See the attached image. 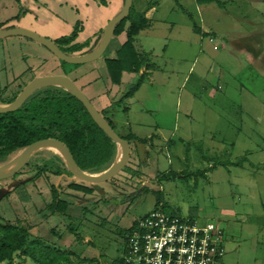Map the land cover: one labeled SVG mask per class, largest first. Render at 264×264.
I'll use <instances>...</instances> for the list:
<instances>
[{
    "label": "rangeland",
    "instance_id": "1",
    "mask_svg": "<svg viewBox=\"0 0 264 264\" xmlns=\"http://www.w3.org/2000/svg\"><path fill=\"white\" fill-rule=\"evenodd\" d=\"M180 1L174 0L175 11L172 0L159 4L153 21L161 23L163 34L168 30L162 19L174 22L175 39L169 40L166 50L161 35L151 36L155 69L146 74L133 98L122 96L139 76L115 93V86L97 70L104 66L103 56L94 61L96 70L86 72L81 69L92 63L63 64L54 55L27 70V81L37 73L67 74L121 137L135 133L146 138L157 131L156 123H161L162 142L149 140L143 146L132 139L127 165L104 182L76 179L55 148L34 151L26 166L12 177L0 179V216L30 227L29 241L38 244L34 250L38 260L19 254L14 264H45V259L57 257L52 248L67 252V260L58 258L57 264H113L123 255L121 232L153 208L157 191L167 211L224 228L227 240L222 264H264V0H222L204 5L196 0ZM32 3L42 29L57 27L60 22L53 18L66 24L62 36L71 35L77 27L78 23L68 29L72 18L64 17L52 3ZM28 12L29 8L21 7L13 20ZM0 15L7 14L2 11ZM197 24L212 28L215 40L210 42L195 31ZM232 37L246 42L254 54H242ZM57 61L65 70L57 67ZM22 87L20 83L2 88L0 106L13 102ZM49 88L70 93L63 86L47 85L35 89L29 98ZM112 146L109 158L89 155L79 167L89 174L104 173L122 154L121 145L113 141ZM22 151L1 160L0 170L18 160ZM214 154L223 156L219 159L222 163L212 157ZM53 167H60L65 174L56 175ZM163 177L169 179L162 181ZM72 184L87 186L93 193L84 194ZM53 186L68 203L67 214L49 210Z\"/></svg>",
    "mask_w": 264,
    "mask_h": 264
},
{
    "label": "trees",
    "instance_id": "2",
    "mask_svg": "<svg viewBox=\"0 0 264 264\" xmlns=\"http://www.w3.org/2000/svg\"><path fill=\"white\" fill-rule=\"evenodd\" d=\"M198 1L200 3H221L219 0ZM99 2L105 3V0H99ZM127 24L128 27L126 29ZM147 26V18L137 13L133 5L130 14L117 25L114 35L126 30V40L117 51L116 58L107 57L104 60L109 80L113 84L121 83L124 71L140 74L141 69L149 65L148 55L136 51L134 46L135 35ZM194 29L198 33H202L198 26H195ZM79 31L80 26L78 24L71 35L62 36L54 42L69 55H75L78 50L84 48H87L84 53L94 49L89 47L90 39L82 43L77 42ZM103 31L104 29L99 33L98 39L101 38ZM107 52L104 53V56L107 55ZM62 63L66 64L67 62L62 61ZM144 76V74L139 75L137 81L124 91L123 99L132 96L141 87ZM48 138L63 142L79 165L80 161L86 156L96 155L98 158H109L113 153V140L96 124L82 102L71 93L54 91L49 88L43 94L27 99L18 110L0 113V161L21 152L35 141ZM123 138L129 142L132 139H136L144 144L147 143V140L140 139L135 134ZM63 164L66 168L64 162ZM50 165L52 164L47 166ZM53 170L56 175L64 174L60 167H53ZM173 173L177 175L175 172H171V175ZM165 179H169V177H163L162 181ZM71 186L84 194L93 193L91 188L84 185L72 184ZM52 189L53 200L48 205L49 210L53 214L57 212L59 214H67L68 203L60 198L58 187L53 186ZM143 191L148 192L149 190L144 188ZM154 194L157 196V201L153 207H158L162 204V208L167 211L168 207H166V203H162L161 193L157 191ZM131 227L132 225L121 232L123 247ZM29 229L30 227L28 226L18 222L7 221L0 216V264H14L15 257L19 254L31 256L34 260L37 258L34 250L38 244L29 241ZM121 249L123 250V248ZM50 251H54L57 257L45 259V264H55L58 258L65 260L68 258L66 256L67 252H60L61 250L54 248ZM56 253H60V255ZM114 262L115 264H123L122 258L116 259Z\"/></svg>",
    "mask_w": 264,
    "mask_h": 264
},
{
    "label": "crops",
    "instance_id": "3",
    "mask_svg": "<svg viewBox=\"0 0 264 264\" xmlns=\"http://www.w3.org/2000/svg\"><path fill=\"white\" fill-rule=\"evenodd\" d=\"M42 1L52 3L57 7L58 11L64 15V17L66 15L68 16V18H72V22H71L72 25L69 24L68 29L72 30L74 24L77 23L80 24V26H82V29L77 38V42H83L87 39H90L91 42L89 47L92 48H95L99 44L101 40V38L98 39L99 33L107 26V24L110 22V20L113 17H115L119 12H121L125 2V0H105V3H101L99 2V0H74L73 3L71 4L70 0H42ZM81 1H83V3H80ZM172 1H173L172 11H175L174 0ZM219 1L221 3L223 2L222 0ZM160 2L161 0H133V7L135 11L139 14L144 15L145 18H147L148 20V26L142 29L141 31H139L134 37L135 39L134 46L136 51L147 54L150 60L149 65L147 67L144 66L140 71V74H144L145 76L150 70L155 69L151 59L153 57L152 52H156L155 51L156 49L154 48L153 45L149 44V39H151L153 36L161 35L163 37L161 42H163L164 46H166V50H168V47L171 44L169 40L172 41L175 39L174 32L175 30H177L176 24L174 22L171 21L170 24V22H168V19H162V21L166 26V29L168 30L167 33L163 34V32H161L159 29V24L161 23L158 24L153 21L155 20V16L159 12ZM196 2H198L199 5L206 4V3H200L198 0H196ZM32 4H33L32 0H0V13L3 11L7 14L5 16L0 15V28L24 27L34 30L46 37L49 36V38L57 39L58 37L62 36L60 32L64 30L65 28L64 26H66V24H64L61 20H57L56 18H53L52 21L60 22L57 25V27H55L53 30L49 27L44 28L45 30L42 29L43 26H42V20L40 19L41 17L40 15L38 14L36 15L33 12V10L30 7ZM167 4L169 5V7L171 6L170 3ZM21 7L29 8V12L21 16L17 20H13L19 14L18 10ZM78 15H81L82 17L80 19H77L79 18ZM191 19L194 20L193 18ZM192 20H191V24H193ZM16 21H19V23L18 22L15 23ZM197 26L202 30V34L206 36L210 42H213L215 40L214 38H216L217 35L216 32L212 30V28L208 30L198 24ZM127 27L128 24L126 26V29ZM178 39L179 36L177 35L176 40ZM125 40H126V30H124L122 33L118 35H113L107 46V49L105 50V52L108 51L107 55L106 56H104L105 54L102 55L104 60L107 57L116 58L117 51L121 48ZM231 41L232 43L236 44L235 47H237L241 53L243 52L242 54H244V52L246 51L247 52L252 51V54H254L255 50L250 49V47L246 44V42H240L235 37H232ZM238 43L242 44L243 46L237 45ZM0 49L2 52V53L0 52V91L2 90V88L7 87V85L20 84V83L23 85L22 87L23 90L26 87V85L29 84L30 81L33 80L34 78L32 77L29 81L26 80L25 76L27 70L31 69L32 66H38L42 60L52 59L53 58L52 55H54L46 47L43 48L42 44H39L38 42L23 36L0 38ZM94 61L90 62L92 64H87V65L85 64L86 66L81 70L82 71L85 70V72L89 70H96L95 66H97L98 64L96 62L94 63ZM57 67H62L65 70V65H62L58 61H57ZM91 67H94L95 69ZM97 70L102 71L104 73V79L108 84L115 86V93L120 91L122 88L126 89L125 86L133 81L134 79L133 77H135L136 75L138 77L140 75L135 72L124 71L122 73L121 83L113 84L109 80L105 65L104 66L102 65V67H99ZM43 75L44 74L42 73H37V75L35 76L37 77ZM63 75H67V74H63ZM92 76L95 78V71L92 72ZM84 77L87 78L88 75ZM219 88L221 87L219 86ZM134 94L130 97L133 98ZM130 97H127L125 99L128 100L130 99ZM156 126H157V131L152 132L146 138L140 137L135 133L134 134L140 139L147 140V142L149 140L150 141L153 140L155 142H162L161 141L162 124L156 123ZM142 145L146 146V144L144 143H142ZM212 157L214 158L217 157L219 160L223 156L214 154L212 155ZM218 162L219 164L222 163V161L220 160ZM86 241L89 242L90 239L86 238ZM112 263L115 264L113 261Z\"/></svg>",
    "mask_w": 264,
    "mask_h": 264
},
{
    "label": "water",
    "instance_id": "4",
    "mask_svg": "<svg viewBox=\"0 0 264 264\" xmlns=\"http://www.w3.org/2000/svg\"><path fill=\"white\" fill-rule=\"evenodd\" d=\"M133 5V0H125L124 6L115 17H113L110 22L105 27L101 40L99 44L91 51L84 53L82 55H69L65 53L60 47L50 40L49 38L40 35L32 30L23 27H11V28H1L0 38L23 36L30 38L39 44L46 47L51 53H53L59 60L70 63V64H83L87 62L94 61L100 58L115 33L117 25L126 18L131 11ZM47 85H60L69 90V92L82 102L86 110L89 112L96 124L115 142H117L122 147L121 157L116 161V163L102 174H89L83 171L77 162L75 161L69 148L60 140L57 139H41L35 141L28 145L20 154L18 160H16L11 165L7 166L5 169L0 170V179H6L15 175L19 170H21L27 163L30 155L42 148H55L57 149L65 162V165L69 172H71L76 179L85 180L87 182L97 183L104 182L112 177L116 176L128 163L131 155V143L119 136L114 128L109 124L106 118L97 110L92 101L83 92V90L75 83V81L67 75H52V76H37L35 77L18 97L6 106H0V113L13 112L18 110L24 102L29 98V96L41 86ZM3 195V190H0V200Z\"/></svg>",
    "mask_w": 264,
    "mask_h": 264
},
{
    "label": "built area",
    "instance_id": "5",
    "mask_svg": "<svg viewBox=\"0 0 264 264\" xmlns=\"http://www.w3.org/2000/svg\"><path fill=\"white\" fill-rule=\"evenodd\" d=\"M227 236L222 226L166 211L162 204L132 224L123 264H222Z\"/></svg>",
    "mask_w": 264,
    "mask_h": 264
},
{
    "label": "flooded vegetation",
    "instance_id": "6",
    "mask_svg": "<svg viewBox=\"0 0 264 264\" xmlns=\"http://www.w3.org/2000/svg\"><path fill=\"white\" fill-rule=\"evenodd\" d=\"M63 160V158H61ZM26 166V165H25ZM54 172V170H52ZM65 174V173H64ZM63 175V174H62Z\"/></svg>",
    "mask_w": 264,
    "mask_h": 264
}]
</instances>
